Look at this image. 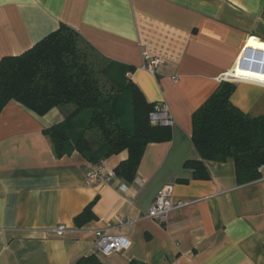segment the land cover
<instances>
[{
  "label": "crops",
  "instance_id": "crops-1",
  "mask_svg": "<svg viewBox=\"0 0 264 264\" xmlns=\"http://www.w3.org/2000/svg\"><path fill=\"white\" fill-rule=\"evenodd\" d=\"M62 23L134 68L128 77L147 101L168 108L172 137L147 145L134 181L116 176L88 185L91 163L78 151L58 157L44 132L64 121L66 107L40 115L10 101L0 113V264H75L95 252L97 230L131 240L127 250L105 256L108 264H264V166L259 179L240 184L233 161H206L204 179L186 165L200 159L194 111L249 37L264 45V0H0V60ZM144 51L164 60L156 75L145 69ZM246 65L234 71L249 75ZM235 84L231 102L264 116V85ZM127 156L104 160L105 172ZM166 185L173 201L188 204L162 223L148 213Z\"/></svg>",
  "mask_w": 264,
  "mask_h": 264
},
{
  "label": "trees",
  "instance_id": "trees-1",
  "mask_svg": "<svg viewBox=\"0 0 264 264\" xmlns=\"http://www.w3.org/2000/svg\"><path fill=\"white\" fill-rule=\"evenodd\" d=\"M133 69L106 57L62 23L24 53L0 60V113L10 101L40 115L66 107L64 121L44 129L55 154L78 151L93 164L127 151L114 172L132 182L147 145L172 137L171 125L151 121L157 103L148 102L128 77ZM235 88V83L222 81L192 115V140L200 159L186 165L196 178L209 177L206 161H233L240 184L261 177L264 116L253 117L235 106L230 99ZM75 264L108 263L94 252Z\"/></svg>",
  "mask_w": 264,
  "mask_h": 264
},
{
  "label": "built area",
  "instance_id": "built-area-1",
  "mask_svg": "<svg viewBox=\"0 0 264 264\" xmlns=\"http://www.w3.org/2000/svg\"><path fill=\"white\" fill-rule=\"evenodd\" d=\"M252 39L257 40L258 38L251 36L247 39L246 44L235 64V66H242L244 62L247 63L246 67L247 70H249L247 72L249 75H238L237 72L234 71V66L232 70L220 76L219 80L221 82L226 81L236 83L238 81H249L264 85V48L258 46V44H261L259 43L260 41L251 45L250 42ZM143 58L145 69L153 75H156L159 68L164 64V60L162 58L153 56L147 51L143 52ZM255 74L257 76H255ZM173 78L174 80H178V77L176 76ZM150 118L153 123L171 126L174 125V120L164 103L156 104L155 110L150 114ZM114 177H116L115 172H105L104 161H101L100 163L91 164L87 172L86 183L90 185L100 180L110 182ZM122 188H125V185H122ZM187 204L188 203L184 201H173L172 187L170 185H166L156 195L148 216L163 223L168 219L169 215L173 211ZM121 223L132 224V221L126 220ZM56 230L59 235H62L65 231V226L60 225ZM95 235L94 250L104 256H109L116 252H123L131 246V240L126 235L110 234L103 230H97Z\"/></svg>",
  "mask_w": 264,
  "mask_h": 264
},
{
  "label": "snow or ice",
  "instance_id": "snow-or-ice-1",
  "mask_svg": "<svg viewBox=\"0 0 264 264\" xmlns=\"http://www.w3.org/2000/svg\"><path fill=\"white\" fill-rule=\"evenodd\" d=\"M260 47H264V45H260Z\"/></svg>",
  "mask_w": 264,
  "mask_h": 264
}]
</instances>
